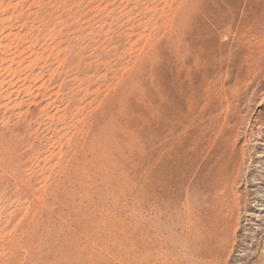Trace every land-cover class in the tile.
Wrapping results in <instances>:
<instances>
[{
    "label": "rangeland",
    "instance_id": "1",
    "mask_svg": "<svg viewBox=\"0 0 264 264\" xmlns=\"http://www.w3.org/2000/svg\"><path fill=\"white\" fill-rule=\"evenodd\" d=\"M0 264H264V0H0Z\"/></svg>",
    "mask_w": 264,
    "mask_h": 264
},
{
    "label": "bare ground",
    "instance_id": "2",
    "mask_svg": "<svg viewBox=\"0 0 264 264\" xmlns=\"http://www.w3.org/2000/svg\"><path fill=\"white\" fill-rule=\"evenodd\" d=\"M215 122L216 124L214 126L211 125V127L207 128L203 135L204 140L201 139V143L203 144L200 147V152L202 154L206 153L208 155L207 159L203 163L201 174L204 183H206L212 193H217V191L222 193L219 204L222 203L227 205L226 209L231 212L232 217L233 213H235V210H233L234 199L231 194V184L233 185L234 181L232 180L233 172L229 168V165L230 163L235 162L237 157L225 146V139H227V136L222 132V123L220 119H216ZM167 155L169 157L162 163V170L160 171L161 174L163 171L170 173L174 166L186 161V154L180 149L179 151L173 150L172 146H168ZM160 159L162 161L163 157L161 156ZM227 226L228 224L226 227ZM222 228L223 232L225 233L226 230L223 225ZM199 239L201 245H210L206 244L207 242L203 236H200Z\"/></svg>",
    "mask_w": 264,
    "mask_h": 264
}]
</instances>
